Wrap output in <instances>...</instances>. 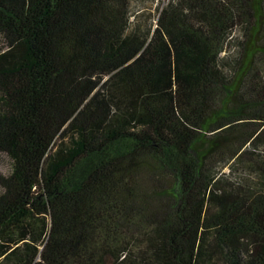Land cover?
<instances>
[{
  "label": "trees",
  "instance_id": "16d2710c",
  "mask_svg": "<svg viewBox=\"0 0 264 264\" xmlns=\"http://www.w3.org/2000/svg\"><path fill=\"white\" fill-rule=\"evenodd\" d=\"M0 264H264V0H0Z\"/></svg>",
  "mask_w": 264,
  "mask_h": 264
},
{
  "label": "rangeland",
  "instance_id": "374dc122",
  "mask_svg": "<svg viewBox=\"0 0 264 264\" xmlns=\"http://www.w3.org/2000/svg\"><path fill=\"white\" fill-rule=\"evenodd\" d=\"M166 0H163L165 3ZM3 47V44L0 42V49ZM10 167V160L5 156L4 153L0 152V173H6L8 168Z\"/></svg>",
  "mask_w": 264,
  "mask_h": 264
}]
</instances>
